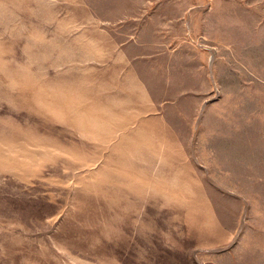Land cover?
<instances>
[{"label": "rangeland", "instance_id": "rangeland-1", "mask_svg": "<svg viewBox=\"0 0 264 264\" xmlns=\"http://www.w3.org/2000/svg\"><path fill=\"white\" fill-rule=\"evenodd\" d=\"M0 264H264V0H0Z\"/></svg>", "mask_w": 264, "mask_h": 264}, {"label": "crops", "instance_id": "crops-1", "mask_svg": "<svg viewBox=\"0 0 264 264\" xmlns=\"http://www.w3.org/2000/svg\"><path fill=\"white\" fill-rule=\"evenodd\" d=\"M219 42V44L220 45H222L223 47H227V48H230V47H232V49H234V51H236V50H238V48H239V46H246V47H244V48H250V51H252L253 49H255L254 47H253V45H252V42H250V41H246V42H240V43H238V42H236V41H233L232 43H229V46H228V44L225 42V41H218ZM242 47V48H243ZM182 51H184L183 49H181V50H179L178 49V52H176L177 54H174L175 56H180L181 54H183V52ZM251 55H253V53H251ZM185 63V62H184ZM189 62H187V64H188ZM186 64V63H185ZM181 65H184V64H181ZM200 66H202V64H201V62H200ZM202 70V68L199 70V71H201ZM213 71H215V70H213ZM207 72L208 71H205V70H203V71H201L200 73L202 74V75H204L205 77H207V79L209 80V78H208V75H207ZM217 74H218V72L217 71H215ZM216 74H215V79H216ZM218 77V76H217Z\"/></svg>", "mask_w": 264, "mask_h": 264}]
</instances>
